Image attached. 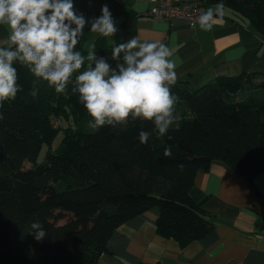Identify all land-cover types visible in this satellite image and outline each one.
Returning <instances> with one entry per match:
<instances>
[{
    "label": "trees",
    "instance_id": "trees-1",
    "mask_svg": "<svg viewBox=\"0 0 264 264\" xmlns=\"http://www.w3.org/2000/svg\"><path fill=\"white\" fill-rule=\"evenodd\" d=\"M198 1L204 11L223 3L230 20L247 23L264 39V0ZM82 43L83 37L77 50L86 56ZM111 51L96 45L97 57L114 66ZM14 66L22 91L0 107V264H95L111 234L150 209L158 213L157 234L184 246L213 229L200 209L206 196L194 185L197 173L213 162L247 180L264 173L262 74L241 73L197 88L175 83L180 126L159 138L154 124L140 119L92 129L72 90L76 74L56 93L27 66ZM51 118L69 127L53 129ZM141 130L151 134L147 144L139 141ZM56 135L61 145L52 153ZM43 145L47 151L38 163ZM168 145L174 146L171 157L164 156ZM34 221L45 228L42 241L30 234Z\"/></svg>",
    "mask_w": 264,
    "mask_h": 264
},
{
    "label": "crops",
    "instance_id": "crops-1",
    "mask_svg": "<svg viewBox=\"0 0 264 264\" xmlns=\"http://www.w3.org/2000/svg\"><path fill=\"white\" fill-rule=\"evenodd\" d=\"M74 4L89 20L100 16L107 4L116 21L113 37L86 33L82 37L87 45L112 47L113 42L118 45L137 34L168 44L179 65L176 83L188 81L197 88L241 73L264 75V39L247 23L230 20L227 9L214 20L211 31H202L182 20L166 23L148 18L151 0H74ZM7 35L0 26V46L7 43ZM194 185L206 196L200 209L213 225L207 236L180 246L157 234L158 213L150 209L119 226L95 264H264V173L247 180L213 162L207 172L195 175Z\"/></svg>",
    "mask_w": 264,
    "mask_h": 264
},
{
    "label": "clouds",
    "instance_id": "clouds-1",
    "mask_svg": "<svg viewBox=\"0 0 264 264\" xmlns=\"http://www.w3.org/2000/svg\"><path fill=\"white\" fill-rule=\"evenodd\" d=\"M223 15L224 4L217 3L197 16V24L202 31H211L214 20ZM86 25L102 37H113L118 31L107 4L102 5L100 16L89 20L76 9L74 0H0V26L8 33L6 46H0V107L22 91L14 66L18 62L56 93H63L76 74L72 90L92 118L88 122L92 129L127 125L129 118L152 122L159 138L179 129V98L171 91L179 65L172 48L137 34L127 42H113V66L97 57L94 42L88 43L86 56L77 50ZM31 95L35 97L36 91ZM150 135L141 130L140 143L147 144ZM173 147H165V157L173 155ZM30 229L37 241L47 235L39 221L32 222Z\"/></svg>",
    "mask_w": 264,
    "mask_h": 264
},
{
    "label": "built area",
    "instance_id": "built-area-1",
    "mask_svg": "<svg viewBox=\"0 0 264 264\" xmlns=\"http://www.w3.org/2000/svg\"><path fill=\"white\" fill-rule=\"evenodd\" d=\"M151 8L146 16L157 22L170 23L174 20H182L189 27L197 24V16L204 11L198 0L176 3L173 0H151Z\"/></svg>",
    "mask_w": 264,
    "mask_h": 264
},
{
    "label": "rangeland",
    "instance_id": "rangeland-1",
    "mask_svg": "<svg viewBox=\"0 0 264 264\" xmlns=\"http://www.w3.org/2000/svg\"><path fill=\"white\" fill-rule=\"evenodd\" d=\"M82 44H83V47H85L87 45V41L86 42L83 41ZM50 125L52 126L53 129H60L61 127L62 128H68L69 127V123H63V122H59V121L57 122V121L53 120L52 118H51V124ZM61 140H62V136L56 135V137L54 138V140L52 141V143L50 145V151L52 153H55L58 150V148L61 145ZM46 151H47V148H46V146L43 145V147L41 148V150L38 154V157H37L38 163L43 162ZM25 167L28 168L29 165L26 164Z\"/></svg>",
    "mask_w": 264,
    "mask_h": 264
}]
</instances>
